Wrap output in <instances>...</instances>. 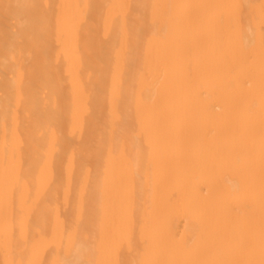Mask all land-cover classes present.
Returning <instances> with one entry per match:
<instances>
[{"label":"bare ground","instance_id":"1","mask_svg":"<svg viewBox=\"0 0 264 264\" xmlns=\"http://www.w3.org/2000/svg\"><path fill=\"white\" fill-rule=\"evenodd\" d=\"M0 264H264V0H0Z\"/></svg>","mask_w":264,"mask_h":264}]
</instances>
